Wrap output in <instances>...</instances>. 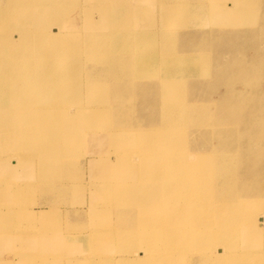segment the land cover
<instances>
[{
	"label": "bare ground",
	"instance_id": "bare-ground-1",
	"mask_svg": "<svg viewBox=\"0 0 264 264\" xmlns=\"http://www.w3.org/2000/svg\"><path fill=\"white\" fill-rule=\"evenodd\" d=\"M192 1L189 17L204 12L199 6L212 0ZM225 1L214 0L219 6V28L227 27L216 29L214 35L221 41H264V24L260 22L253 23L246 38L242 34L249 30L228 26H242L239 15L243 11L251 12L255 21L257 1L246 0L245 8L239 0H229L230 6ZM110 2L0 0V143L4 132L17 128L29 136L18 150L31 152L23 156L9 150L0 156V164L14 160L11 165L18 173L24 157L29 158L30 166L25 164L36 173L34 183H42L38 193L47 198L45 204L50 203L49 198H77L70 206L73 209L61 215V223L74 216L78 222L63 233L90 235L86 242L89 251L84 244L78 255L90 254L93 249L97 252L105 237L110 241L106 254L118 240L127 245L125 258L108 254L104 257L109 262L97 264H264V229L258 226L264 216L258 214L264 210V167L258 165L264 164V159L258 158L264 157V56L254 53L252 67L234 61L219 66L225 71V66L238 68L249 93L257 92L262 102L231 88L220 95L217 88L203 82L174 91L186 79L196 80L201 66L198 60L183 57L177 61L178 72H172V60L161 54L158 40L174 44L181 33L168 31L178 5L174 0ZM187 35H182L183 40ZM201 36L206 34H191L186 39ZM208 51L217 55L219 50ZM120 59L125 60L131 74L115 84L125 72ZM161 67L167 69L163 75L158 74ZM75 80L85 82L78 85ZM133 80H141L134 90L130 85ZM100 81L104 84L98 85ZM158 86L165 89V97L157 93ZM111 87H116L115 93ZM94 90L104 93L96 99ZM168 99L176 108L170 109ZM206 100L216 105L214 122L205 108ZM159 101L165 103L162 111L167 116L159 125L152 116H139L130 123L132 127L121 125L119 117L129 114L132 106ZM252 108H256L255 115ZM140 129L163 138L158 144L141 147L145 132ZM130 133L137 138L138 150L132 149ZM234 136L239 137L236 142ZM90 139L103 141L108 147L106 156L111 155L112 160L105 162L102 155L97 159L93 153L83 152ZM234 144L242 151L241 184L236 182L231 157ZM163 146L168 153L154 154ZM84 156L90 157L88 181L82 175L80 160ZM21 178L19 187L34 179L30 175ZM142 178L155 180L142 187L138 200L130 199L133 192L115 189L116 185L134 186L136 192ZM15 187L12 198L18 190ZM18 194L20 198V191ZM97 195L127 200L112 212L113 225L108 230L92 232L87 226L104 217L94 218V213L88 212L87 220L81 221L75 209L78 203L92 202ZM5 207L6 212H0V231H18L25 219L19 215L22 210ZM43 209L47 214L37 211L36 215L49 216ZM60 226H56L58 231ZM58 241H67L73 246L71 250H78L69 238L59 236ZM217 246L228 253H214Z\"/></svg>",
	"mask_w": 264,
	"mask_h": 264
},
{
	"label": "rangeland",
	"instance_id": "rangeland-1",
	"mask_svg": "<svg viewBox=\"0 0 264 264\" xmlns=\"http://www.w3.org/2000/svg\"><path fill=\"white\" fill-rule=\"evenodd\" d=\"M110 2V0H108ZM113 4H115L117 1L120 0H113ZM175 4L177 6V13L171 22V26L169 27L168 31H171L172 33L180 31L178 39H175V43L171 44L168 42H159V48L161 51V54L163 56L169 57L171 61V65L169 66V69L172 72H178L176 69H180L179 58H188L192 59L193 61L196 59L201 63V66L199 67V70L197 71L198 78L194 81L186 79L185 82H183L182 85L176 87L173 89L174 91H185L186 88H189L191 86H196L199 82H203L206 85L210 86V88H217L218 93L220 95H225L227 90L231 88L232 90L236 91L239 94H247V95H254L256 101L262 102L263 100L261 97L257 94V92L253 91L252 93H249L250 87L246 86L245 83L241 81L242 76L240 75V70L236 67H228L225 66L226 71L223 69H219V66L222 64H227L229 61L237 62L238 65L242 64L245 67H252L253 62V56L254 53L263 55L264 56V41L258 42L257 44H251L247 43L245 40H236V41H230L228 38L227 40H220L216 35H214V31L216 29H227V27L224 25L223 27L219 28V22L217 20L218 18V9L219 6L215 4L214 0L209 2L207 5L202 3V7L199 6V10L204 9L205 11L202 13L197 14L196 16L189 17V14L193 11L191 9V6L193 5L192 0H174ZM258 4L257 14L258 18L254 21L250 15L251 12L243 11L241 15H239L240 19L244 23L242 26H239L235 24L234 26H229L230 28L238 29V30H249L246 31V34H242V37L246 38L249 36V34L252 31L253 23L260 22V25L264 24V5L263 0H256ZM241 2L243 8H245V5H247L246 0H239ZM111 3V2H110ZM227 5H231V2L229 0L224 2ZM238 13V11L233 12L231 15H234ZM231 22V21H229ZM258 33L257 29L255 30ZM197 33H205L206 36L199 37L197 39H186L191 34H197ZM188 34L185 40H183L182 35ZM217 48L219 51L217 52V55L210 53L208 50ZM195 54V55H192ZM119 63L122 64L125 67L124 76L117 80L115 84H121L123 82V78L126 74H131V70L127 68L125 60L120 59ZM167 71L166 67H161L158 70V74H165ZM67 78L64 79V83L68 80ZM78 85L84 84L85 81L76 82ZM147 82H156L151 79H147ZM141 82V80H133L130 82V85L132 89H136L137 84ZM67 83V82H66ZM65 83V84H66ZM104 82H98V85H103ZM202 86V84L198 85ZM112 93H115L116 87H111ZM165 89L163 87L157 88V93L161 97H165L164 94ZM103 90H94V97L96 99L100 98L103 95ZM138 92L134 93V96L137 95ZM147 100H150L148 98ZM170 105V109L176 108L175 104L172 103L171 99H168L166 101ZM205 108L210 114V119L215 121V107L216 105L212 100H206ZM191 106V105H188ZM165 107V103L162 102H146L144 104H141L137 107L132 106V111L129 112L126 116L119 117L121 120V125H124L126 127H132L131 122L134 120L137 121L138 117L145 119V116H152L156 120V124L159 125L161 121H164L167 119L163 114V109ZM171 111V110H170ZM183 109H179L178 112L182 113ZM253 115H255L256 108L251 109ZM1 126V122H0ZM142 130V129H140ZM145 133H142V139H141V147L145 145H152V144H158L163 137L154 136L151 133H147L146 130H142ZM158 132H161L159 130ZM168 132H166L167 134ZM2 135V132H0ZM133 136V150H138V143L137 138L132 133H130ZM163 136L164 133H162ZM29 138L28 134L23 133V131H20L19 129H11L10 131L4 132V136L2 138V143H0V156H2L4 153L14 152L17 151L19 153H22L23 156H27L28 153L31 152H25L19 147H21V144L24 141H27ZM101 138V133H100ZM238 136H234V141L238 139ZM104 140V139H103ZM103 141L98 140L95 142V140H86L85 142V149H83V152L85 153H93L94 158L99 157V155H102V159L107 161V159H111V155L109 157L106 156V151L108 147L102 143ZM101 144V146H100ZM99 147V148H97ZM106 147V149H105ZM140 147V148H141ZM88 148V149H87ZM92 148V149H91ZM101 148V149H100ZM104 148V149H103ZM88 150V151H87ZM96 150V151H95ZM232 154L231 157L235 161V178L236 182L239 184L243 183L242 178L239 179V174L241 176V169L242 165L240 163V158L242 155V151L235 146V144L231 148ZM97 151H101L99 154H97ZM169 151L166 147H162L161 150H158L154 154H166ZM83 153V154H85ZM87 155V154H86ZM89 155V154H88ZM108 155V154H107ZM144 155V154H142ZM147 156H150V154H147ZM111 157V158H110ZM90 157L84 156L80 162H81V168L83 172V178L84 180L88 181L90 179V169H89V163L88 161ZM101 158V157H100ZM258 158L264 159L263 156H259ZM98 159V158H97ZM110 160V161H111ZM14 160H11L8 163L0 164V167H3V170L0 171V198L3 200V206H0V212H6V204L11 205V207L14 206L15 209L20 208L22 211H18L21 214L22 218L24 219L23 223H20L18 225L17 229L18 231H10V232H4L0 231V264H97V261H104L105 263L109 262L110 259L105 258L104 255H116L114 257L116 258H125L128 254V252H125L127 250V245L124 244L121 240H118L114 242L110 250L107 252V245L110 243L109 239L107 237L104 238V241L101 242L102 245L98 248L97 252L93 249L91 253L89 254H82L78 255L77 253L81 252L79 248L84 247V244L87 242V237L90 236L87 234H81L78 236H73L74 233L71 235L63 233V231L70 230V226L78 222V218L75 219L74 216H67L65 218V223H61V215H64L67 213L69 209H73L70 206L76 202L77 198H74V196H71L69 198V201L67 198H49L50 203L45 204L47 202V198L44 197V195H40L38 192L41 189L42 183H34L36 173L32 172L30 170V167L26 166V164H29L30 166V159L27 157H24L23 159V169L20 172L13 171V166L11 163H13ZM132 161V160H131ZM26 163V164H25ZM259 167H264V164L259 163ZM102 167V166H101ZM95 168V162L94 167ZM88 169V170H87ZM100 169V167H99ZM86 172V173H85ZM88 174V175H87ZM23 175H30L33 176V180H31V183L27 186L19 187L17 185L21 184L22 182V176ZM88 179H87V178ZM155 179L151 178H142L139 180L141 186L139 187L137 191H133L135 188L134 186H130L128 188H123L121 185H116L115 189L120 191L133 192V198H130L131 200H138L140 198H136L142 189L147 186V184L153 183ZM122 181H119L118 183H121ZM117 184V183H116ZM17 186V187H15ZM18 188V190H15L14 197L12 198V188ZM143 187V188H142ZM14 188V189H15ZM13 189V190H14ZM18 191H20V198ZM75 195V194H74ZM85 198L89 199L88 196ZM7 199V200H6ZM14 200V201H12ZM127 198L124 197H114V198H100V196L97 195V198H93V201H84L82 203H78L79 208H76L77 214L79 218L84 221L87 220L89 212L94 213V218H96L98 215H102L104 218L102 220H99L96 223H93L91 225H88V229L92 232L97 230H108L111 225L110 222L111 214L115 209H118ZM49 206L48 208H46ZM164 206H167L164 204ZM45 208L49 214V216H37V211H44L45 214L46 211L43 209ZM85 208V209H83ZM19 209V210H20ZM28 210V211H27ZM34 214V216H32ZM259 217L264 215V210H258ZM261 214V216H260ZM31 216V218H30ZM264 216H262V219L260 222H258V226L260 229H264V223L262 222ZM32 220V221H31ZM76 221V222H75ZM60 223L59 231L56 229V226ZM263 223V224H262ZM22 225V226H21ZM6 228V227H5ZM49 230L47 234H41L43 230ZM58 231V233H57ZM68 233V232H67ZM264 235V233L262 234ZM61 239H70V242H74L78 250H71L73 247L70 245L67 241H58V238ZM105 236V235H104ZM76 237L78 240H73V238ZM82 238V239H80ZM261 239V237H260ZM260 242L261 240H257ZM60 247V248H59ZM58 248V249H57ZM87 244L85 245V250H88ZM228 251V250H227ZM77 252V253H76ZM214 253H228L224 249L219 248L218 246L215 247ZM2 257V258H1ZM107 260V261H106ZM54 262V263H53Z\"/></svg>",
	"mask_w": 264,
	"mask_h": 264
}]
</instances>
